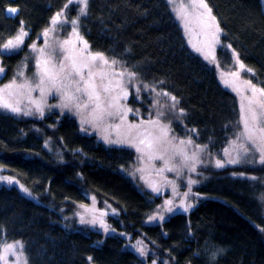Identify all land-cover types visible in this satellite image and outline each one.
<instances>
[{
    "label": "trees",
    "instance_id": "16d2710c",
    "mask_svg": "<svg viewBox=\"0 0 264 264\" xmlns=\"http://www.w3.org/2000/svg\"><path fill=\"white\" fill-rule=\"evenodd\" d=\"M206 2L221 30L214 60L193 48L168 0H88L87 15L79 18L93 52L118 61L148 86L127 100L138 122L148 124L162 111L170 149L191 139L189 156L202 157L194 171L182 162L181 179L166 168L161 173L166 164L148 159L150 176L180 181V191L190 195L181 203L187 211L182 207L161 222L150 219L164 197L142 186L133 143L126 136L109 143L93 122L58 108L62 103L53 95V108L42 115L0 108V165L30 193L0 181V255L4 242L20 241L27 264H264V163L229 162L227 148L240 130L242 109L220 75L232 69L234 50L252 70L245 76L264 88V0ZM9 5L19 7L17 18L6 17ZM62 10L78 12L68 0H0V46L21 22L28 33L21 48L0 55V85L24 61L33 63L30 45ZM62 29L70 31L67 24ZM161 91L179 100L175 111L184 115L176 118L156 105L153 93ZM157 97L167 104V97ZM90 195L103 211L104 227L81 223L79 206Z\"/></svg>",
    "mask_w": 264,
    "mask_h": 264
},
{
    "label": "rangeland",
    "instance_id": "374dc122",
    "mask_svg": "<svg viewBox=\"0 0 264 264\" xmlns=\"http://www.w3.org/2000/svg\"><path fill=\"white\" fill-rule=\"evenodd\" d=\"M168 1L170 2V0ZM205 3L207 4L206 0H205ZM170 4L172 6V9L176 13L178 19L180 20L185 30L186 36L189 42L191 43V45L193 46V48H195V50L199 49L200 51H197V52L205 56L206 58H209L210 60H214L216 50L218 49L221 43L220 41L221 30L219 28L218 21L212 9L209 7V5L207 4L208 8L211 9V16L215 17V25H213V22L207 16L201 15V12L203 10L187 7V5L189 4V0H171ZM73 5H75V9L78 10V6L76 4H73ZM63 13H64V17L70 18L69 20L75 19L78 15V12L77 14L76 13L71 14L69 13V11H66ZM80 25L81 23L79 21L78 27L75 29V31H77L79 33V36L82 37L83 40L87 42L84 34L82 33V28ZM216 26H218L219 28L218 34H216ZM68 27L70 31L65 30L66 31L65 33L63 32L64 29H62V25H58L56 27V30L49 31V34L46 37L41 35L46 30L45 29L40 34L39 40L34 41L32 44H35L37 48H44L45 58H49L53 63H56L58 65L63 55V53L59 51V46H58L59 42H62L68 39L71 32L73 31V29L69 25ZM47 29H49V27ZM24 30L26 31L25 28ZM14 37L11 39H14ZM26 39H27V36L24 38V41L21 47L25 44ZM73 44L75 45V50L73 51L72 55L78 58L81 55L87 56L89 52L92 54H95V52L92 51L88 42H87L88 52H84V53L80 52V49L83 46L76 40L75 37H73ZM31 45L29 47L31 54L28 58L32 59L33 63L24 61L25 65L16 69L14 72V75L12 76V80L3 82V84L0 85V89H4V86L10 84L13 80L16 81L17 85L27 83L29 87L12 88V89H9L8 92L6 93H0V95L6 96L8 101H11L14 106L15 104H18L16 106L19 107L20 110L22 109V111H24L25 113L42 115L43 112L45 113V109L53 108L54 105H50L49 103L53 95H56L58 100L61 103H62V98L60 94L57 93L54 89H46L45 94L42 95L40 89L36 87V85L39 83V78L36 75L37 73L36 61L38 59H41V54L39 52L33 51L31 48ZM231 55H232V62H233L232 69L229 70V72L221 70L220 75L223 81L225 82L226 86L236 92V95L239 98L240 103H241V109H242V105L245 106L244 112L242 113V115H245L247 114V108H246L247 100L244 98L250 96V93L246 89V82L251 81L250 78L246 77L245 75H249L250 72L241 70L239 68V64L236 61V57L233 55V51H231ZM113 67L118 72L125 71L121 67L117 66V64L114 65ZM104 70L109 71L107 67H105ZM20 73H23V74L20 75ZM2 78L3 77L0 78V81H3ZM122 83H123L124 91L127 92V96L125 98L123 95H121V98L118 101L121 111L117 115H114V116L105 115L103 119H97V118H94V116L91 114L90 109L88 110H77L75 108H69V109L72 115L75 116L78 120H81L82 122L84 121L93 122L98 127V129L101 131L102 133L101 137L105 139L106 141H108L109 143L119 141L121 138L126 136L127 140H130L133 144H138L137 130L130 129L129 125L143 124L144 128L148 129L149 131H152L154 135L156 133H155V129H153L152 126L148 124H144L143 122H140V121L138 122L137 113L130 107L129 102L127 100L129 99L130 94L132 92L133 93L137 92V89L139 90L144 89V92H146L147 88H145L144 85L140 83L139 80H137L136 78L135 80L132 81V83H128L127 77H125ZM252 84H255V83H252ZM255 85L258 88H260V86H258L257 84ZM118 93H120V89H116L115 92L112 93V95L114 94L116 95ZM153 95H154V99L156 102L157 100L160 101V104L156 103L158 107L160 108L166 107V104L162 102V99L157 97L155 93H153ZM38 106L40 110H38ZM65 109H68V108H65ZM127 109H131L132 111H126ZM125 112H126V115H125ZM121 115H124L123 121L121 120ZM259 123L262 126H264V119H262ZM239 125H240L239 132L237 133L232 144L227 148V151L229 152V156L231 155V160L237 161L235 163H238L240 161H244V162L251 163V164L260 163L261 152L258 149V147L256 145L251 144L249 141L244 139V137L241 135V133L244 130L242 116H241ZM143 130H144L143 128L140 129V131H143ZM241 145H243L244 149L246 150H242L240 147ZM140 147H143V146L141 145ZM189 147H190L189 144H184L180 146H175L172 149H170V146L168 143H163L162 145H159V146L154 145L155 156H163L164 158H169L170 163L167 164L164 159H158V158H152V159H154L158 163V165L166 164V166H163L160 169L166 168L168 172H169L168 169L170 165L172 164V162L177 163V168L174 171H170V174L172 176H175L181 179L179 175L181 176L184 173V165L182 164V162L188 165L192 164V168L193 166L195 167V165L197 164L199 165L202 163V157L200 156H196L195 161L191 159L192 156H189V153H190L189 150L191 148ZM137 152L139 153V160H140L138 165L141 164L140 171L142 174L139 173V175L141 176L140 178L142 179V182H143L142 186L146 188L145 190H148L154 194L164 197L163 199L164 205L157 212V214L155 215L157 216V219L154 220L156 222H161L162 220L159 219V216H163V219H164L167 215L173 213L174 211L181 209L182 207H177V206L181 205L183 201H186V199H188L190 195L187 194L185 196V194H183L185 192L180 191V187H179L180 181L174 182L171 180L168 181V179L158 178V176L156 177V175L150 176L149 174L150 161L148 160L149 159L148 156L140 151H137ZM181 152L185 153L186 156L189 157V159H185L184 156L180 155ZM144 160H148V161H144ZM160 169L158 168L159 171ZM147 172H148V176H147ZM191 175H192V178L188 177L186 183H188L189 181L195 178V173ZM0 177H7L11 179L12 181H14V183H8L4 180H0L1 182L8 184V185H14L18 187L26 195L30 194L29 190L24 185H22L16 177L10 176L7 173V169L2 165H0ZM191 184L189 183V186ZM154 188H158L159 192L154 191ZM24 189H27V192H25ZM168 200L173 201V204L171 205V207L174 210L172 212H168L166 210L167 207H169V205H167L165 202ZM79 208H80L81 213L83 214L82 218L85 221H95V223H91V224H94V226H98V227H104L103 222L99 216V214H102L103 211H101L98 208L97 199L94 195H90L89 202L85 203L84 205H80ZM16 242L18 241L4 242L2 245L1 255H3V250L6 248L7 245L15 244ZM18 259H19V264H24V261L27 262L25 252H24V246L22 249L16 248L15 255H13L11 251H9L7 255L5 256V260L7 264H17ZM1 263L5 264V261L1 260Z\"/></svg>",
    "mask_w": 264,
    "mask_h": 264
},
{
    "label": "snow or ice",
    "instance_id": "6c2138e0",
    "mask_svg": "<svg viewBox=\"0 0 264 264\" xmlns=\"http://www.w3.org/2000/svg\"><path fill=\"white\" fill-rule=\"evenodd\" d=\"M171 2V0H170ZM69 4H76L78 6V15L75 19L69 20L64 17L63 10L57 12L55 16H53L50 20L49 29H46L41 35L48 36L49 31H55L58 25L68 24L73 31L71 32L68 39L59 42V51L63 53L60 63L57 65L53 63L49 58H45V49L37 48L35 44L31 45L33 51L39 52L41 54V59L36 61L37 73L36 75L39 78V83L36 85L37 88L40 89L41 94H45L46 89H54L57 93L60 94L62 98V104L57 105V107L64 108H75L77 110H88L90 109L91 114L94 118L103 119L105 115L114 116L120 113L121 109L119 106V99L121 95L125 98L127 96V92L124 91L123 81L125 77H127V82L132 83L136 78V73L133 71H116L113 67L118 63L116 60L109 61L102 53H88L87 56L81 55L79 58L72 55L75 50V45L73 44V37L83 46L80 49L81 53L88 52L87 42L83 40L82 37L79 36V33L75 31L78 27L79 17L87 15V4L88 0H68ZM65 8L68 7V4H65ZM187 7L193 9H201V15L207 16L215 25V17L211 16V9L208 8L205 0H189V4ZM9 15L14 16L17 13V9L9 8L5 10ZM219 28L216 26V34H218ZM28 35V33L23 28V22H21V28L18 33L14 37V39H9L6 43H3L0 46V55L6 54L13 50L19 49L23 44L24 38ZM228 47H231L230 45ZM196 51H200L196 49ZM233 55L236 57V61L239 64V68L241 70H245L251 72L250 68H246L245 65L239 61V56L233 50ZM105 67L109 69V71H105ZM95 69V70H94ZM3 73V68H0V74ZM23 73H20L22 75ZM29 87L27 83L17 85L16 81L13 80L10 84L5 85L4 89H0V93H6L9 89L12 88H25ZM145 88L148 86L145 85ZM116 89H120V93L116 95H112ZM246 89L250 93L249 97H245L247 100V114L242 115V121L244 125V130L241 135L249 141L251 144L256 145L261 152V163H264V126H262L259 122L264 119V88H258L255 84H252L251 81L246 82ZM155 89H153L154 91ZM139 91V89H137ZM157 96L167 97L166 106L172 112V114L179 118L184 115V110L179 109L178 112L175 111L177 109V105L179 104V100L170 95L168 92H157ZM157 104H160V101L157 100ZM0 108L6 109L8 111L19 113L21 110L19 107L14 106L12 103L8 102V99L4 95H0ZM245 106L242 105V113L244 112ZM38 110L39 106H38ZM126 111H132L131 109H127ZM29 114V113H25ZM126 115V112H125ZM164 113L158 112L157 119L149 120L148 125L152 126L155 129V135L152 131L144 128L143 124L140 125H129L130 129L137 130L138 136V144H133L132 146L137 148V151H140L148 156L149 159L158 158L164 159L163 156H155L154 153V145L159 146L163 143H170L169 134L170 127L167 124L161 123L159 117L163 116ZM121 120H124V115H121ZM251 121V123H250ZM144 129L140 131V129ZM190 132H195V129L188 130ZM181 145L184 144H192L193 141L191 139L181 140L179 142ZM143 147H140V146ZM198 150H203L201 146H196ZM242 150L244 146H240ZM180 155L184 156L185 159H189L185 153L181 152ZM191 159L195 161L196 155L195 153L192 155ZM230 163H235L237 161L231 160ZM217 167H223V163L217 161ZM169 171H174L175 169L169 168ZM192 170L195 168L193 166ZM160 171H164V169H160ZM0 180H4L8 183H14L11 179L7 177H0ZM189 183H195V181H189ZM27 192V189H24ZM154 191L159 192L158 188H154ZM187 194H185L186 196ZM94 199V198H93ZM169 207H167L168 212H172L174 209L171 207L173 204L172 200H168L165 202ZM177 207H183L184 211H187V207L183 205H178ZM190 207V205H189ZM152 220H156L157 216L150 217ZM160 220H163V216H159ZM95 223V221H85L83 218L81 219V223ZM107 230V229H106ZM138 244L140 242H137ZM16 248H23L21 242H16L15 244L7 245L3 250V255H0V260H4L5 264H7L5 260V256L9 251L15 255ZM141 255H144V249H139ZM91 260V257L88 258ZM17 264H19V259L17 260ZM24 264H27L24 261Z\"/></svg>",
    "mask_w": 264,
    "mask_h": 264
},
{
    "label": "water",
    "instance_id": "95a60500",
    "mask_svg": "<svg viewBox=\"0 0 264 264\" xmlns=\"http://www.w3.org/2000/svg\"><path fill=\"white\" fill-rule=\"evenodd\" d=\"M9 8H15V9H17V13H16L14 16L9 15V14L5 11V14H6V16H7L8 18L15 19V18L19 15V12H20L19 7L14 6V5H11V6L7 7L6 9H9ZM6 9H5V10H6Z\"/></svg>",
    "mask_w": 264,
    "mask_h": 264
},
{
    "label": "bare ground",
    "instance_id": "6f19581e",
    "mask_svg": "<svg viewBox=\"0 0 264 264\" xmlns=\"http://www.w3.org/2000/svg\"><path fill=\"white\" fill-rule=\"evenodd\" d=\"M13 1H14V0H13ZM9 6H11V5H9ZM9 6H8V7H9ZM14 6H17V5H14ZM17 7H18V6H17ZM6 8H7V7H6ZM6 8H5V9H6ZM5 15H6V14H5ZM6 17H7V16H6ZM16 18H17V17H16ZM11 19H12V18H11Z\"/></svg>",
    "mask_w": 264,
    "mask_h": 264
}]
</instances>
